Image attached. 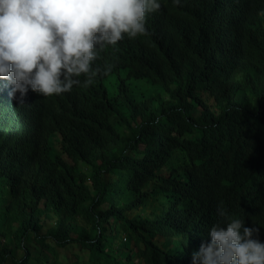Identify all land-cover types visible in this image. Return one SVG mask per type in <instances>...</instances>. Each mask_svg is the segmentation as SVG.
<instances>
[{"label": "trees", "instance_id": "obj_1", "mask_svg": "<svg viewBox=\"0 0 264 264\" xmlns=\"http://www.w3.org/2000/svg\"><path fill=\"white\" fill-rule=\"evenodd\" d=\"M164 4L88 86L0 78V264H193L231 219L264 243V0Z\"/></svg>", "mask_w": 264, "mask_h": 264}, {"label": "clouds", "instance_id": "obj_2", "mask_svg": "<svg viewBox=\"0 0 264 264\" xmlns=\"http://www.w3.org/2000/svg\"><path fill=\"white\" fill-rule=\"evenodd\" d=\"M164 5V0H0V78L13 85L10 95L19 104L29 88L44 97L59 95L80 84L81 75L88 86L100 72L92 67L96 50L116 45L125 34L146 35V17L156 19ZM209 235L211 242L193 253V264H264L259 228L245 227L244 220L216 224Z\"/></svg>", "mask_w": 264, "mask_h": 264}, {"label": "rangeland", "instance_id": "obj_3", "mask_svg": "<svg viewBox=\"0 0 264 264\" xmlns=\"http://www.w3.org/2000/svg\"><path fill=\"white\" fill-rule=\"evenodd\" d=\"M72 250L74 251V249H71V252H72Z\"/></svg>", "mask_w": 264, "mask_h": 264}]
</instances>
